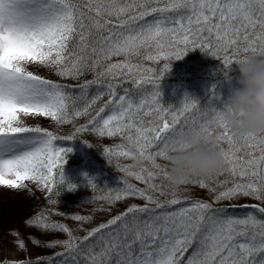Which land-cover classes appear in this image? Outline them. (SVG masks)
I'll list each match as a JSON object with an SVG mask.
<instances>
[{
  "label": "snow or ice",
  "instance_id": "6c2138e0",
  "mask_svg": "<svg viewBox=\"0 0 264 264\" xmlns=\"http://www.w3.org/2000/svg\"><path fill=\"white\" fill-rule=\"evenodd\" d=\"M195 49L226 69L241 58L264 57V0H0V187L36 186L48 207L26 226L67 236L30 238L38 247L62 251L5 264H264V137L235 138L223 122L215 85L204 103L187 93L178 107L161 103L159 85L171 62ZM29 65L63 79L92 78L75 86L57 83ZM22 117L50 118L73 131L61 136L28 126ZM79 117L88 119L77 126ZM185 131L211 137L224 162L220 172L188 183L206 189L211 202L169 193L162 182L171 144ZM83 133L122 141L102 148L123 174L122 186L103 191L87 180L93 193L103 191L91 198L100 202L94 211H108L128 197L145 203L81 237L75 233L93 216L58 210V197L77 186L64 174L72 149L57 142ZM245 198L257 203L214 207ZM54 216L79 223L73 229ZM16 243L26 251L24 240Z\"/></svg>",
  "mask_w": 264,
  "mask_h": 264
},
{
  "label": "trees",
  "instance_id": "16d2710c",
  "mask_svg": "<svg viewBox=\"0 0 264 264\" xmlns=\"http://www.w3.org/2000/svg\"><path fill=\"white\" fill-rule=\"evenodd\" d=\"M116 59L119 58H114V61ZM225 72H227L228 76L235 77V75L238 72V65L233 64L231 66V69H226L220 60L212 57L207 53L201 52L200 49L189 51L182 59L173 60L171 62L170 70L161 79L160 84L176 83V85L178 84L180 87L176 91L174 89L172 93H165V95L161 97V103L164 104L165 107L169 105L178 107L185 93H187L190 96H194L195 98L199 99L201 103H204L207 100V92L212 88L213 85L217 87V91H219L220 96L224 101L227 99L228 91H229V84H228V80L225 78ZM59 78H60V83L69 84L73 86L78 84L81 80L80 79L79 81H75L70 78L68 79H63L61 77ZM91 78H92L91 74H87L83 76V79L85 80ZM125 86L131 87V85H125ZM74 90L77 91L76 89ZM106 99L107 97H105L101 101H98L97 105L94 106L90 111L94 114L98 110V108L102 106V104ZM79 103L82 105V102ZM87 119H88L87 117H79L77 118L75 123L78 126L80 124L86 123ZM41 127L49 131H52L56 134L61 133V135H68L73 131V126L71 124L58 126L53 121H51L50 118L44 120V122L41 123ZM77 139H81L82 141H87L88 143L94 146V147H90L88 144L85 143L87 148L91 151V158L94 159L98 163V165H101L100 167L103 169L102 174L97 175L95 173L93 175L92 172L91 175L90 174L86 175V177L83 178L81 182H72L77 186L75 190L64 191L61 194V196L58 197V201H59L58 210L60 212L65 214L78 213L81 215L93 216L91 223L84 224L82 226V229L75 233L76 235L83 237L84 235H86V232L88 230H91L93 227H97L100 223H106L109 219H111L115 215L125 211L130 205L132 204L143 205L145 202L139 198L128 197L123 201H118L114 206H107L109 208L108 211H94V209L98 207V204L100 202L99 201L91 202V198L93 195L96 196L102 195L103 191L107 190L105 187L109 189H115L122 186V182L120 179L123 177V174L120 173L118 169L114 166L115 162H113L112 164L108 162L107 158L103 155V149H102L103 147L111 146L113 144H118L121 143L122 141L120 140V138H114V139L98 138L94 135H90L89 133H83L80 136H78ZM160 162L163 163V161ZM121 163H131V161H121ZM105 164H108V167H105ZM81 169L85 170L87 168L86 167L80 168L79 169L80 172ZM89 178H93L94 182L98 185V187L102 188L103 191L98 190L96 193H93L91 187L87 183V180ZM221 179H223V177H221ZM131 182L136 184L138 187H144L143 184H141L140 182L134 179H131ZM162 182L163 184L168 186L166 180ZM156 183H161V181L157 180ZM185 189L188 190L185 191ZM167 191L171 193L173 190L170 189L168 186ZM175 192L178 196L181 197H188L190 199H203L208 202H211V197L208 191L206 189H200L196 185H186L180 191H175ZM165 198H171V195L167 197H163L162 199ZM22 200L24 201L22 205L19 202H17V204L11 205V207H13L12 209H14V212L16 213L15 215L13 214L14 219L16 221L22 222L23 219L27 220L31 217H34L37 213H39L42 209H44L40 205V198L37 200L36 206L33 204L29 205L30 201H26L28 200V198L23 197ZM31 200L33 202V200L35 199L33 198ZM245 200H249L250 202L257 203L256 201L251 200L250 198H245L240 200H233L231 202L224 201L221 202V204L222 206H226L229 203L240 204ZM183 206H187V202H184ZM177 207H180V205L173 206V209ZM214 207H221V206L214 204ZM243 211L244 210L242 209H236L235 214L242 215ZM52 219L55 221L63 222L73 229H75L77 227V224L79 223L71 219H65L64 216H54L52 217ZM27 230L28 231H24V230L18 231V233L20 237L24 235L27 242L30 243V246L33 248L35 254L39 255L40 257H46L52 255L54 252L62 251V249L59 247L53 249H49L46 247H38L31 243L30 238H36L43 242H49L55 239L64 240L67 238L66 234L60 232L43 234L39 230L31 227H29V229Z\"/></svg>",
  "mask_w": 264,
  "mask_h": 264
},
{
  "label": "clouds",
  "instance_id": "9594fccd",
  "mask_svg": "<svg viewBox=\"0 0 264 264\" xmlns=\"http://www.w3.org/2000/svg\"><path fill=\"white\" fill-rule=\"evenodd\" d=\"M227 80L229 91L222 102L223 122L237 139L264 137V57L241 58L237 74ZM134 163L140 166V161ZM223 167L211 137L185 131L171 144L166 182L173 191H180L193 178H207Z\"/></svg>",
  "mask_w": 264,
  "mask_h": 264
},
{
  "label": "rangeland",
  "instance_id": "374dc122",
  "mask_svg": "<svg viewBox=\"0 0 264 264\" xmlns=\"http://www.w3.org/2000/svg\"><path fill=\"white\" fill-rule=\"evenodd\" d=\"M28 67L30 71L34 72V74L39 75L45 79L60 83V78L54 74V70L39 65H29ZM84 80L85 79H83L82 77L79 83H82ZM159 88L161 91V97H163L165 93H172L174 89L176 91L180 87L178 84L176 85V83H167L160 84ZM76 90L78 91V89ZM22 119H24L25 124L28 126L41 127V123L49 118L22 117ZM58 135H61V133ZM57 143L59 147L72 149V151L68 154L67 162L64 165V174L68 181L81 182V180H83L86 175H91L92 172L93 175L95 173L97 175L102 174L103 169L100 167L101 165H98V163L91 158V151L87 148L86 144L81 139H74L72 141H58ZM85 167L87 169H81V172L79 171L80 168ZM105 167H108V164H105ZM26 183H28V189H31V191H29L28 189L10 190L0 187V264H5L6 261H20L25 259L34 260L40 257L39 255L34 253L33 248L30 246V243L27 242L24 235H22V237L12 235L13 232L23 230L28 231L27 229H29V227L25 224L26 220L23 219L21 222L14 219L13 214L15 215L16 213L14 212V209H12L13 207H11V205L17 204V202L22 205L24 203L22 198L24 197L28 198V200L26 201H30L29 205L33 204L36 206L37 200L40 198L41 207L44 209L48 207L45 199V193L39 191L38 188L32 185L30 182ZM33 198L35 200H33L32 202L31 199ZM243 204H253V202L245 200L242 205ZM18 239L24 240L26 251H22L18 248V245L16 243Z\"/></svg>",
  "mask_w": 264,
  "mask_h": 264
}]
</instances>
